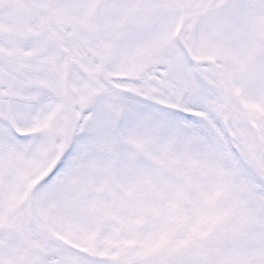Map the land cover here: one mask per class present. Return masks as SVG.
<instances>
[{"label": "snow or ice", "instance_id": "1", "mask_svg": "<svg viewBox=\"0 0 264 264\" xmlns=\"http://www.w3.org/2000/svg\"><path fill=\"white\" fill-rule=\"evenodd\" d=\"M0 264H264V0H0Z\"/></svg>", "mask_w": 264, "mask_h": 264}]
</instances>
